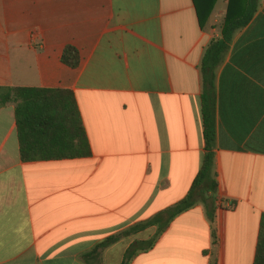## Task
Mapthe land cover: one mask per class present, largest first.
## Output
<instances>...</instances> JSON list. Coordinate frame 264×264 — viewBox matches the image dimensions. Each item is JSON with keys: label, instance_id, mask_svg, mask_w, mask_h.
<instances>
[{"label": "crops", "instance_id": "crops-1", "mask_svg": "<svg viewBox=\"0 0 264 264\" xmlns=\"http://www.w3.org/2000/svg\"><path fill=\"white\" fill-rule=\"evenodd\" d=\"M221 1L199 25L192 0H0V86L71 91L90 149L21 161L13 106L0 107V264H120L154 234L147 223L83 257L185 196L204 152L199 64L219 37ZM255 1L215 71L212 183L128 264H252L264 213ZM66 45L76 67L60 61Z\"/></svg>", "mask_w": 264, "mask_h": 264}, {"label": "trees", "instance_id": "trees-1", "mask_svg": "<svg viewBox=\"0 0 264 264\" xmlns=\"http://www.w3.org/2000/svg\"><path fill=\"white\" fill-rule=\"evenodd\" d=\"M215 0H192L196 19L202 25ZM255 0H226L220 23L219 37L204 48L199 73L201 80L200 115L203 139V155L199 168L183 198L172 207L157 212L146 221L132 226L100 241L83 257L90 256L96 247L107 245L128 231L147 223L157 224L154 234L143 242H132L120 264H128L138 251L151 247L171 218L204 197L209 183L214 148V99L215 71L228 48L232 33L243 27L255 10ZM60 61L70 68L78 64V54L71 45L63 47ZM13 106V119L18 156L21 161L56 160L83 157L90 154L88 142L80 121L71 91L66 89L0 86V107ZM214 189V185L211 186ZM166 218L160 223V216ZM252 264H264V213L258 220Z\"/></svg>", "mask_w": 264, "mask_h": 264}, {"label": "rangeland", "instance_id": "rangeland-1", "mask_svg": "<svg viewBox=\"0 0 264 264\" xmlns=\"http://www.w3.org/2000/svg\"><path fill=\"white\" fill-rule=\"evenodd\" d=\"M218 4V5H217ZM218 6H220L221 8H222V1L221 0H217V3H216V6H215V8H217ZM219 20L220 19H222V16H219V18H218ZM221 23V22H220ZM218 25H220L219 23H217Z\"/></svg>", "mask_w": 264, "mask_h": 264}]
</instances>
